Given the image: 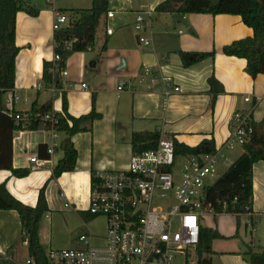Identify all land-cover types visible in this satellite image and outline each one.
I'll return each instance as SVG.
<instances>
[{"label": "crops", "instance_id": "crops-1", "mask_svg": "<svg viewBox=\"0 0 264 264\" xmlns=\"http://www.w3.org/2000/svg\"><path fill=\"white\" fill-rule=\"evenodd\" d=\"M161 1L108 0V11H112L113 16H102L91 47L67 56L63 66L67 74L58 72L62 87H55V90L41 85L43 62L54 64V12L61 11L68 25L79 17L72 10L88 9L92 0H66L65 6L69 7H59L61 3L57 0H24V4L36 9L37 14L32 15L24 9L16 13L15 43L19 51L14 87L4 94V109L28 112L33 102L41 105L51 100L52 111L61 113L64 93L69 114L79 116L94 106L100 116L93 121L90 131L71 136L77 151L75 167L54 178L50 175L63 157L61 144L65 134L58 131L54 144L41 124L35 130L14 131L12 166L31 167V156L43 159L44 164L31 169L24 177L0 169V182H4L17 199L34 206L38 190L48 180L45 188L48 211L44 217L48 218L54 211L75 215L85 226L81 232L89 233L96 244L104 239L105 219L87 211L90 176L95 170L126 168L133 153L132 132L158 131L160 136L175 138L187 145L212 137L216 148H222L235 111L250 112L252 121H259L264 115V74L251 77L245 70V59L222 52L225 44L251 36L252 28L245 25L239 15L226 13H180V20H177L173 13L155 10ZM66 8L69 9L67 13L63 11ZM138 13L143 14L146 28L142 35L149 38V46L138 41V32L134 29ZM107 27L112 28L110 34L106 33ZM179 51H214V55L184 66ZM211 75L223 88L213 106L208 83ZM119 85L122 88L118 89ZM174 86L179 87L178 91H173ZM164 88L172 90L166 98ZM15 93L17 99L12 98ZM245 96H249L250 101H244ZM41 144L46 148L39 149ZM47 149H50L49 155L45 156ZM250 209L257 222L264 216V160L252 165ZM216 214L212 211L206 215L214 217ZM100 218L104 225L101 235L93 226ZM203 218L200 219L201 227ZM217 229L223 239L233 237L236 232L233 228ZM78 235L53 246L52 238L47 236V224L39 223L38 240L43 250L80 247ZM21 236L18 213L12 209L0 210V250L8 252L17 263L23 262L18 254L25 252L24 259L29 256L26 240ZM231 252L225 250L218 255V264L225 263L230 255L241 257ZM204 258L208 264H213L211 257Z\"/></svg>", "mask_w": 264, "mask_h": 264}, {"label": "trees", "instance_id": "trees-1", "mask_svg": "<svg viewBox=\"0 0 264 264\" xmlns=\"http://www.w3.org/2000/svg\"><path fill=\"white\" fill-rule=\"evenodd\" d=\"M24 9L32 15L37 10L27 7L24 0H0V169L11 171L14 176L24 177L29 174L31 168H15L12 166V137L16 130H35L40 125V118L46 112L52 111L51 100L41 105L32 103L28 111L32 117L26 127L23 122H16L14 111L8 112L3 107L4 94L14 87L15 61L19 47L15 43V25L17 11ZM158 12L209 13L239 15L242 22L252 28L251 36L242 37L225 44L222 52L229 56L245 59L246 72L255 77L264 74V0H163L155 7ZM79 17L66 26L54 30V53L61 58L54 67L49 61L43 62L41 85H51L61 88L59 77H56L59 69L64 66L67 56L73 51H83L92 46L96 28L100 19L108 11V0H92L88 9L72 10ZM71 41V48H65V43ZM184 66H189L206 57L214 55V51H179ZM208 83L212 94L211 105L218 93L223 91L213 75L208 77ZM58 115V130L65 134L62 141L63 157L53 168L50 178L59 176L62 172L72 171L76 164L77 151L71 136L77 132L90 131L93 121L100 116L94 109L79 116H73L67 112L66 95L62 93V112ZM249 139L242 145V152L223 171L211 185L205 190L206 202L211 204L214 213H232L237 218L241 214L247 217V208L251 207L252 199V165L256 161L264 160V115L259 121L250 119ZM47 128V126H43ZM160 134L158 131L143 130L134 131L130 136L133 153H139L146 149L155 148ZM175 156L200 155L216 151V144L212 137L203 138L195 145H187L172 138ZM45 145H40L39 149ZM48 149L45 156H48ZM48 181V180H47ZM47 181L40 187L34 206L27 205L13 196L6 188L4 182H0V210H15L18 213L21 225V237L26 240L28 255L36 264H46L44 250L38 240L39 223L48 205L45 196ZM255 217L250 221H255ZM199 242L196 253L200 257L204 252L211 250V242L222 235L216 230L200 226ZM249 264H264V251H247ZM208 264L207 259H203ZM2 264H16L15 262H3Z\"/></svg>", "mask_w": 264, "mask_h": 264}, {"label": "built area", "instance_id": "built-area-1", "mask_svg": "<svg viewBox=\"0 0 264 264\" xmlns=\"http://www.w3.org/2000/svg\"><path fill=\"white\" fill-rule=\"evenodd\" d=\"M106 16L112 17L113 12L107 11ZM66 24V16L56 10L53 30ZM145 28L143 14L138 13L134 29L138 32V41L149 46V38L142 35ZM111 32L112 28L107 27L106 33ZM65 48H71V41L65 43ZM53 58V66L56 67L61 56L54 53ZM59 73L66 75L67 71L62 67ZM50 88L56 89L53 85ZM117 88H122V85ZM172 89L178 91L179 87ZM171 92L169 88H164L165 98ZM12 98L17 99L18 94H13ZM243 99L250 101L249 96ZM13 116L16 122L22 121L26 127L31 118L38 115L14 112ZM39 121L41 126H47L46 130L55 144L59 131L58 115L49 111ZM249 123L250 112L235 111L222 148L231 149L246 143L250 133ZM222 148H216L213 153L176 157L172 138L159 136L155 148L132 153L126 168L93 171L87 211L104 217L103 241L93 243L89 233L81 232L78 235L80 247L46 248V264H177V255L182 256L180 264H207L203 255H197L196 247L200 219L213 211L205 199V190L211 185L206 179L216 176L219 160L224 156ZM30 161L33 163L31 169L44 164V160L36 156H31ZM172 198L175 203H172ZM246 214L249 215L247 222H250L254 216L249 208ZM3 262L36 264L30 256L17 263L8 252L0 250V264Z\"/></svg>", "mask_w": 264, "mask_h": 264}, {"label": "rangeland", "instance_id": "rangeland-1", "mask_svg": "<svg viewBox=\"0 0 264 264\" xmlns=\"http://www.w3.org/2000/svg\"><path fill=\"white\" fill-rule=\"evenodd\" d=\"M57 2L61 3L59 7H69L65 6L66 0H57ZM66 10L69 9L66 8L63 11L66 12ZM177 28H179V25H177L176 29ZM241 151V145H236L233 148L227 150L222 149L221 152L225 154V157L221 158V161H219L216 172L217 174L215 177L207 178L206 182L208 184H212L213 181L223 171H225L229 163L233 160V157H235ZM175 202V199L172 198V203ZM41 223L47 224V236L52 238L53 246H59V242L66 241L74 235L77 236L79 232L85 230L83 222L78 217L64 211H54V213L48 218L44 217L43 215ZM89 224L92 225L91 222ZM201 224L204 227L216 229L219 233L220 231L217 229V227H223V230L233 228L234 232L236 229V232L234 233L235 235L229 239H214L211 242V250L209 252L203 253L204 257H211L213 264H218V255L224 253L225 250L233 251L231 252V254L239 255L241 257L230 255L228 258H226L227 261H225V263L223 264H247V261L245 260L248 257L247 251L249 249L255 252L264 251V216L260 217V221L257 222V220H255L251 223L245 220V214H241L237 218L232 213L223 212L218 215L216 214L214 217L211 215H206L201 221ZM93 226L96 227V231H98L99 234L101 233V231L103 232V219H97L95 222H93ZM19 247L22 246L19 245ZM24 254L25 252H23L22 254H18L20 261L24 260ZM182 260V256L180 255H177L175 258V262L177 264H180Z\"/></svg>", "mask_w": 264, "mask_h": 264}, {"label": "water", "instance_id": "water-1", "mask_svg": "<svg viewBox=\"0 0 264 264\" xmlns=\"http://www.w3.org/2000/svg\"><path fill=\"white\" fill-rule=\"evenodd\" d=\"M173 18L175 19V18H177V20H180V13H178V12H174L173 13ZM175 21V20H174ZM56 77H58V74H56Z\"/></svg>", "mask_w": 264, "mask_h": 264}]
</instances>
